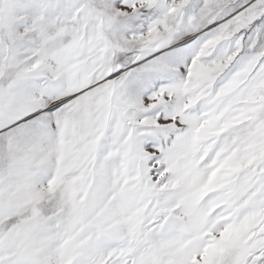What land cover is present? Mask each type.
I'll return each mask as SVG.
<instances>
[{"label": "snow or ice", "instance_id": "6c2138e0", "mask_svg": "<svg viewBox=\"0 0 264 264\" xmlns=\"http://www.w3.org/2000/svg\"><path fill=\"white\" fill-rule=\"evenodd\" d=\"M0 264H264V0H0Z\"/></svg>", "mask_w": 264, "mask_h": 264}]
</instances>
